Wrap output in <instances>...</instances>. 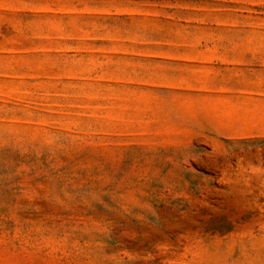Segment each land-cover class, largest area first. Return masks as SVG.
<instances>
[{"label": "rangeland", "instance_id": "1", "mask_svg": "<svg viewBox=\"0 0 264 264\" xmlns=\"http://www.w3.org/2000/svg\"><path fill=\"white\" fill-rule=\"evenodd\" d=\"M0 264H264V0H0Z\"/></svg>", "mask_w": 264, "mask_h": 264}]
</instances>
